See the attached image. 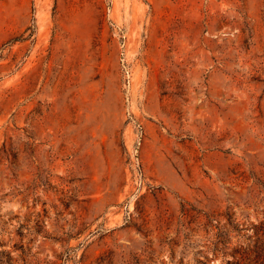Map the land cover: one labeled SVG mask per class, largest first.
Masks as SVG:
<instances>
[{
  "label": "rangeland",
  "instance_id": "rangeland-1",
  "mask_svg": "<svg viewBox=\"0 0 264 264\" xmlns=\"http://www.w3.org/2000/svg\"><path fill=\"white\" fill-rule=\"evenodd\" d=\"M0 264H264V0H0Z\"/></svg>",
  "mask_w": 264,
  "mask_h": 264
}]
</instances>
